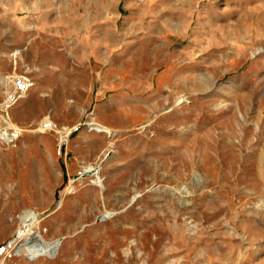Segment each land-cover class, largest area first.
<instances>
[{
  "label": "rangeland",
  "instance_id": "rangeland-1",
  "mask_svg": "<svg viewBox=\"0 0 264 264\" xmlns=\"http://www.w3.org/2000/svg\"><path fill=\"white\" fill-rule=\"evenodd\" d=\"M6 121L0 264H264V0H0Z\"/></svg>",
  "mask_w": 264,
  "mask_h": 264
},
{
  "label": "built area",
  "instance_id": "built-area-1",
  "mask_svg": "<svg viewBox=\"0 0 264 264\" xmlns=\"http://www.w3.org/2000/svg\"><path fill=\"white\" fill-rule=\"evenodd\" d=\"M31 87L32 83L27 78L20 77L15 79V81L13 82V88L9 91L7 100L5 101L4 110L7 111L8 109H12L20 100V98H22ZM43 126L46 130L52 128V125L50 123H45ZM77 130L78 128L75 131ZM71 132L72 131H69L67 127H63L60 131L62 137L71 134ZM21 135L22 130L12 127L7 121L0 126V141L8 146L15 145L20 139ZM62 137L61 139H63ZM21 234H25V231L20 232L17 239L3 246L0 249V256L11 258L13 257L14 252L17 251L19 253V250L21 248H25L29 246L27 244H31L28 243L29 240L25 237V235L21 237Z\"/></svg>",
  "mask_w": 264,
  "mask_h": 264
},
{
  "label": "bare ground",
  "instance_id": "bare-ground-1",
  "mask_svg": "<svg viewBox=\"0 0 264 264\" xmlns=\"http://www.w3.org/2000/svg\"><path fill=\"white\" fill-rule=\"evenodd\" d=\"M16 53L17 55L20 54V50H18ZM101 129L102 130L100 131L108 132V129L106 127H101ZM72 187L73 186H71L68 189L67 193L72 190ZM20 219H21V223H23L24 227H26L24 229L25 234H21V237L25 235V237L29 240L28 243H31V244H27L29 246L25 248H21L19 252L28 256L31 260H36L40 257H46V256L50 258H54L60 249L61 241L59 239H56L54 241L44 240V242H42L41 240H43L44 238L39 234H36V235L34 234L33 228L39 223L38 221L39 214L36 211L34 212L31 210H26L21 215ZM34 242H36L37 244H32Z\"/></svg>",
  "mask_w": 264,
  "mask_h": 264
},
{
  "label": "crops",
  "instance_id": "crops-1",
  "mask_svg": "<svg viewBox=\"0 0 264 264\" xmlns=\"http://www.w3.org/2000/svg\"><path fill=\"white\" fill-rule=\"evenodd\" d=\"M45 140H43V142H44Z\"/></svg>",
  "mask_w": 264,
  "mask_h": 264
}]
</instances>
